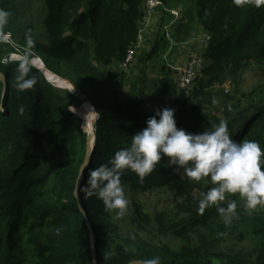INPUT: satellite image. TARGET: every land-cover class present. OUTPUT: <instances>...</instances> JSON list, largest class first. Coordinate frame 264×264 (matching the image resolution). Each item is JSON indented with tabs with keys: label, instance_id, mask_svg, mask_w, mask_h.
<instances>
[{
	"label": "trees",
	"instance_id": "16d2710c",
	"mask_svg": "<svg viewBox=\"0 0 264 264\" xmlns=\"http://www.w3.org/2000/svg\"><path fill=\"white\" fill-rule=\"evenodd\" d=\"M160 1L169 9L186 8L187 21L179 25L177 35L200 22L211 40L204 53L207 65L192 94L180 93L168 71L156 85V109L174 108L177 127L192 133L210 130L225 120L232 139L256 140L264 150V106L254 101L251 108L230 106V96L223 95L229 99L222 100L225 119H220L215 114L220 111L219 104L212 100L211 91L224 75L236 78L251 63L259 64L264 58V0ZM44 4L47 43L38 42L30 33L18 40L15 34L22 32L18 0H0V8L12 13L9 24L0 30V73L8 80L6 92L0 81V264H94L87 221L74 195L88 141L84 133L70 128V122L80 121L71 107L85 102L94 107L90 115L95 112L99 120L79 194L95 235L98 264H129L155 256L160 257V264H264V212L245 215L237 208L238 219L227 227L215 207L200 215L201 193L212 184L207 178H181L183 170L179 174L173 171L167 157L142 180L130 170L121 180L125 187L141 192L168 187L184 200L180 209L185 216L179 219L166 213L151 217L139 205L131 218L138 231L151 233L152 229L180 239L178 248L123 239L119 227L109 223L116 210H107L101 200L85 196L81 189L89 170L130 146L132 135L146 127L147 118L155 114L144 101L124 100L123 70L119 72L122 75L102 70L120 66L137 43L143 0H45ZM6 34L11 41L4 42ZM29 35L34 41L31 48ZM162 40L153 47L150 58L159 54ZM17 52L31 61L37 56L48 73L70 80L79 95L54 90L45 79L48 73L44 78L32 64L29 76H35L37 84L19 91L16 76L21 60L9 61ZM73 63L82 75L72 70ZM210 107L214 110L208 111ZM78 139L80 157L74 164L71 158ZM200 233L217 244L243 241L247 235L255 242L249 250L213 253L195 242L192 236Z\"/></svg>",
	"mask_w": 264,
	"mask_h": 264
},
{
	"label": "clouds",
	"instance_id": "9594fccd",
	"mask_svg": "<svg viewBox=\"0 0 264 264\" xmlns=\"http://www.w3.org/2000/svg\"><path fill=\"white\" fill-rule=\"evenodd\" d=\"M11 15L10 11L0 8V30L9 24ZM27 44L29 48L34 44L30 35ZM30 71L31 59L25 55L17 66L19 91L30 90L37 84L36 77L29 76ZM175 111L170 107L156 109L155 114L147 118L146 127L132 135L130 146L116 151L107 163L90 169L81 189L85 196L101 200L107 210H117L119 219L125 215L129 204L121 180L125 171L134 172L142 180L167 157L173 171L179 174L183 170L181 178L191 181L207 178L212 184L201 193L197 208L200 215L215 207L222 223L230 226L238 219V204L231 200L226 206L221 205L229 194L238 195L250 214L264 208V150L261 144L256 140L232 139L225 120L210 130L188 132L177 127ZM129 264H137V261L131 260ZM141 264H160V257L144 259Z\"/></svg>",
	"mask_w": 264,
	"mask_h": 264
},
{
	"label": "rangeland",
	"instance_id": "374dc122",
	"mask_svg": "<svg viewBox=\"0 0 264 264\" xmlns=\"http://www.w3.org/2000/svg\"><path fill=\"white\" fill-rule=\"evenodd\" d=\"M44 1L45 0H18L17 16L20 27L22 28V32L18 31L15 34V36L19 37L18 40L22 39V37H25L27 33H30L38 42L47 43L48 33L45 21L47 19L48 13ZM172 9L183 12L186 8L184 6H178ZM159 25L160 19H157L152 26L151 32L147 30L143 34L142 40L139 43L140 51L142 53L137 57L136 61L130 66L128 70H124L126 74L125 88L123 91L124 100L144 101L146 105L149 106L154 112L156 106L153 98L155 89L159 85V79L163 77L165 73L171 71L172 79L176 84L171 68L169 70L167 69V60H170L174 66H178L186 64L190 58L202 55L201 41L204 39L203 33H208L200 22H194L191 29L184 30L182 33H179V35H177V31L174 33L175 44L167 43L163 40L159 42V54L150 58L149 54L153 47L158 44V41H160L161 38L164 39L162 34H156ZM14 38L15 37H13L12 41L14 40L15 42L16 40ZM8 41H10V39ZM14 45L16 48L19 47L16 42ZM23 57L24 55L22 52H17L9 56V61L22 60ZM37 60L41 59L36 56L31 61V63H36ZM132 62L133 60L130 63ZM73 66L74 67L72 70L78 75H82L78 70L80 69L79 66L74 63ZM102 70L106 73L113 74L121 72L120 66H115L110 69L102 68ZM41 72L42 76L45 78L46 76L44 75L43 71ZM117 75L122 74L119 73ZM47 77H49L51 80L49 82V80L45 78L49 83L48 85H50L54 90H66L70 93L79 95V91L73 84L69 82L70 80L68 81L62 79L51 73H48ZM211 91L212 100L219 104L220 111L219 113L215 114H217L220 119H225V115L223 114L224 106H222V100L225 98V96H230V99L225 98L229 99L227 102H229L230 106L244 104L246 107L251 108V105L255 103H261L264 106V58H262V61L259 64L251 63L245 70L238 74L236 78L229 75H224L221 77V80H219L218 83H216L215 86L211 88ZM222 92H224V94ZM91 107L93 106L89 102H85L80 107H71L72 111L80 119V121L70 122V128L75 133H84L88 141L87 144L89 143L91 137L94 138L95 142L96 123L99 120L98 115L96 119L95 112L90 115ZM207 109L208 111L214 110L213 107ZM77 144H79V139L73 146L71 161H73L74 164L78 162L80 157V148L77 146ZM125 192L129 201L125 215L118 219L116 210V212H112L109 218V223L119 227L118 230L123 239H127L132 242L138 241L150 243L158 247L167 244L174 248H178L180 245H182L180 239L174 238L172 236L160 235L151 228V230L149 229L151 233L145 230L138 231V229L134 228L131 224V218L133 217L136 210L135 205L141 206L145 213L151 217L162 213H166L168 217L174 219H179L185 216L183 213H181L180 209V206L184 203V200L179 197L178 194L173 192L171 188L169 189L168 187L154 189L147 192H141L133 190L129 187H125ZM231 200L237 201L238 208L245 215L261 214L264 212V208H258L250 214L249 210L244 207V201L240 199L238 195L229 194L226 200L221 202V205H227V203ZM202 234L204 233H200L198 236L194 234L192 237H195V242L198 241L197 245L199 247L202 249H209L213 253L217 251L224 254L226 252L232 251L249 250L255 242L250 235H247L243 241L232 239L217 244L212 240H207ZM214 260L219 262L217 259Z\"/></svg>",
	"mask_w": 264,
	"mask_h": 264
},
{
	"label": "built area",
	"instance_id": "2783aa9c",
	"mask_svg": "<svg viewBox=\"0 0 264 264\" xmlns=\"http://www.w3.org/2000/svg\"><path fill=\"white\" fill-rule=\"evenodd\" d=\"M143 19L139 25L138 41L134 48L128 52L126 60L120 65L121 70H128L136 61L137 57L142 53L140 51V41L143 34L148 30L151 32L152 26L157 19H160V25L156 34L164 36L165 41L175 44L174 33L177 31L180 24L186 23L187 18L185 12L166 8L160 0H143L142 4ZM201 41L202 55L190 58L184 65L174 66L170 60H167V66L171 68L173 77L176 82L178 91L189 97L194 91L198 78L202 75L206 65L207 58L204 53L209 46L211 36L208 33H203ZM11 41V36L6 34L3 37L4 42ZM133 60L132 63H130Z\"/></svg>",
	"mask_w": 264,
	"mask_h": 264
},
{
	"label": "water",
	"instance_id": "95a60500",
	"mask_svg": "<svg viewBox=\"0 0 264 264\" xmlns=\"http://www.w3.org/2000/svg\"><path fill=\"white\" fill-rule=\"evenodd\" d=\"M31 64L34 67H36L37 69H39L40 71H43V73H48V71L45 70V66H44V63L42 62V60H37L36 63L33 62ZM44 75H46V74H44ZM47 80H49V82L51 81L49 79V77H47ZM0 81H2L4 83V85H5L4 86V92H6L7 91V86H8V80L2 73H0ZM92 148L93 147L90 145V143H88L87 147H86V151H87L86 152V157H85L84 163L82 164V166L80 168V171H79V177H78V180H77V183H76V188H75L74 195H75V198L78 200L79 210H80L81 214L85 217V219L87 221L88 228H89L90 244H91L93 262H94V264H98V256H97L98 252L95 249V235H94V232L92 230V227H91L89 219H88L89 214H88L87 210L85 209V206H84V204H83V202H82V200L80 198V194H79L80 183H81V180L83 179L84 172L90 166ZM86 162H87V167H84ZM82 168H83V173H81V169ZM139 263H141V262H137V264H139Z\"/></svg>",
	"mask_w": 264,
	"mask_h": 264
},
{
	"label": "bare ground",
	"instance_id": "6f19581e",
	"mask_svg": "<svg viewBox=\"0 0 264 264\" xmlns=\"http://www.w3.org/2000/svg\"><path fill=\"white\" fill-rule=\"evenodd\" d=\"M44 74H45V73H44ZM89 143H90V145L93 147V146H94V143H95V142H94V138L91 137V139L89 140Z\"/></svg>",
	"mask_w": 264,
	"mask_h": 264
}]
</instances>
